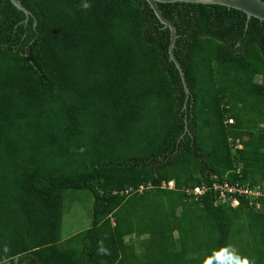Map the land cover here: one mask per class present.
Segmentation results:
<instances>
[{"label": "trees", "instance_id": "obj_1", "mask_svg": "<svg viewBox=\"0 0 264 264\" xmlns=\"http://www.w3.org/2000/svg\"><path fill=\"white\" fill-rule=\"evenodd\" d=\"M19 1L0 0V264H264V21L159 3L187 95L145 0ZM68 190L93 204L63 240Z\"/></svg>", "mask_w": 264, "mask_h": 264}, {"label": "water", "instance_id": "obj_2", "mask_svg": "<svg viewBox=\"0 0 264 264\" xmlns=\"http://www.w3.org/2000/svg\"><path fill=\"white\" fill-rule=\"evenodd\" d=\"M10 1L17 8L23 10L26 15L30 13V11L27 8H25L19 0H10ZM145 1L149 4L155 16L162 23L163 27L164 28L168 27L169 29V33H170L169 45H168L169 59L174 62L175 67L178 69L187 95H188V88L184 77L183 69L173 52L175 41L176 38L178 37L176 33V28L173 22L169 18L164 16L161 9L159 8V3L192 2V3H201V4H218V5L226 6L228 8H234L242 11L243 13L246 14L247 19L251 17H255L260 21H264V0H145Z\"/></svg>", "mask_w": 264, "mask_h": 264}, {"label": "rangeland", "instance_id": "obj_3", "mask_svg": "<svg viewBox=\"0 0 264 264\" xmlns=\"http://www.w3.org/2000/svg\"><path fill=\"white\" fill-rule=\"evenodd\" d=\"M64 201L65 209L61 228L63 240L86 229L90 225L93 198L85 191L75 192L68 190L65 193ZM165 206L166 208H170L168 202H166ZM27 264H35V262L29 260Z\"/></svg>", "mask_w": 264, "mask_h": 264}, {"label": "clouds", "instance_id": "obj_4", "mask_svg": "<svg viewBox=\"0 0 264 264\" xmlns=\"http://www.w3.org/2000/svg\"><path fill=\"white\" fill-rule=\"evenodd\" d=\"M84 7L87 8V7H89V5L87 3H85ZM175 28H176V26H175ZM176 33H177V28H176ZM177 35H178V33H177ZM167 186H168V184H167ZM172 187H173V183H172ZM172 187H169V188H172ZM3 251H4V253L8 252L7 245L4 246ZM97 255H100V256L110 255V250L104 245L103 240L99 241L97 244ZM228 258L230 259L231 264H255V262L253 260H250L247 257L240 256L234 248L228 252ZM4 264H8V261L5 260Z\"/></svg>", "mask_w": 264, "mask_h": 264}, {"label": "built area", "instance_id": "obj_5", "mask_svg": "<svg viewBox=\"0 0 264 264\" xmlns=\"http://www.w3.org/2000/svg\"><path fill=\"white\" fill-rule=\"evenodd\" d=\"M168 187H172V182L168 183ZM240 191H243V192H246V193H249V194H254V195H259L260 194L259 187H256L255 189L241 188ZM193 192L199 193V192H201V189L199 187H195L193 189ZM253 192H255V193H253ZM233 203H236V200L233 201Z\"/></svg>", "mask_w": 264, "mask_h": 264}, {"label": "flooded vegetation", "instance_id": "obj_6", "mask_svg": "<svg viewBox=\"0 0 264 264\" xmlns=\"http://www.w3.org/2000/svg\"><path fill=\"white\" fill-rule=\"evenodd\" d=\"M239 43V42H238ZM238 43L237 44H235V47H237L236 45H238Z\"/></svg>", "mask_w": 264, "mask_h": 264}]
</instances>
